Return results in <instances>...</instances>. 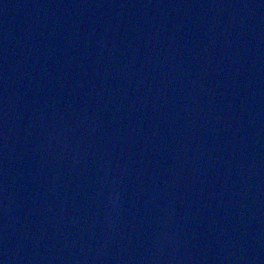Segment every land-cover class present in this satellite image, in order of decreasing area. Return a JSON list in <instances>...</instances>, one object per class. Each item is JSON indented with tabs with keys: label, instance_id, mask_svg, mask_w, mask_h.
<instances>
[{
	"label": "water",
	"instance_id": "water-1",
	"mask_svg": "<svg viewBox=\"0 0 264 264\" xmlns=\"http://www.w3.org/2000/svg\"><path fill=\"white\" fill-rule=\"evenodd\" d=\"M0 264H264V0H0Z\"/></svg>",
	"mask_w": 264,
	"mask_h": 264
}]
</instances>
